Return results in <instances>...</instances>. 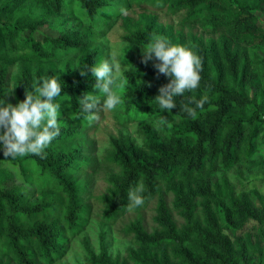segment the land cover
<instances>
[{
    "label": "trees",
    "instance_id": "trees-1",
    "mask_svg": "<svg viewBox=\"0 0 264 264\" xmlns=\"http://www.w3.org/2000/svg\"><path fill=\"white\" fill-rule=\"evenodd\" d=\"M129 1L0 0V106L22 101L26 90L34 94L43 79L55 77L61 86L53 101L59 105L60 132L43 158L5 157L0 142V264H10L9 258L15 264H50L85 225L86 176L98 163L87 150L85 129L103 105L90 67L105 60L96 40ZM140 1L184 10L188 21L221 35L204 42L161 26L154 16L146 19L145 29L123 35L130 44L123 57L127 68L115 85L121 103L114 111L141 122L145 138L142 146L110 140L103 160L118 171L109 174L110 188L100 197L103 216L112 221L123 213L129 189L139 184L144 203L136 209L158 194L157 228L149 231L136 217L125 229L139 246L130 252L134 264H264V199L235 195L225 174L240 157L251 161L264 144V56L256 50L251 57L247 49L260 45L264 52V0ZM153 34L201 61L199 86L175 96L177 106L170 111L161 110L155 97L171 78L158 72L154 57L143 62L138 49ZM257 62L260 68L251 75ZM84 94L100 99L93 112L84 110ZM204 98L203 108H196L195 101ZM186 104L195 108V118L183 110ZM160 182L174 195L181 228L172 220ZM197 197L201 218L195 215ZM100 246L97 254L87 250L84 264H125Z\"/></svg>",
    "mask_w": 264,
    "mask_h": 264
},
{
    "label": "rangeland",
    "instance_id": "rangeland-1",
    "mask_svg": "<svg viewBox=\"0 0 264 264\" xmlns=\"http://www.w3.org/2000/svg\"><path fill=\"white\" fill-rule=\"evenodd\" d=\"M126 2V1H125ZM122 2V3H125ZM128 2V1H127ZM117 14L111 22L106 32L96 40L100 46L105 60L111 62L112 59L120 65L123 76L127 68L123 64V57L129 41L122 37L127 32H133L137 29H145L146 19L155 17V22L165 27H172L173 30L181 32L184 35H194L206 42L208 38H216L221 34L218 31H209L198 21H188L185 18V11L172 12L170 5L162 6L153 5L149 2L140 0H131L129 4ZM123 18H127L123 22ZM226 32V27L221 28ZM143 55V48L138 47ZM249 55L253 57L257 53L264 56L263 48L260 45L247 48ZM258 59V58H257ZM256 59V60H257ZM154 62V59L148 60ZM260 63L253 64L249 70L250 74L257 73ZM264 75V69H262ZM121 76V77H122ZM115 110V109H114ZM114 110H106L103 105L99 109L97 118L85 129V135L88 140V149L93 156L98 158L95 170L86 176L89 184L85 194L84 201L87 203L88 215L85 219L84 227L66 244L63 253L54 259L50 264H84L87 258V250L97 254L100 251V244H105L108 254L111 258L116 259L118 263L134 264L130 252L138 250L139 246L134 240L133 233H126L125 229L131 224L136 217H141L144 226L151 231L157 228L154 218L157 210L158 194L143 207L136 209L128 208L115 217L114 220L108 221L103 216L104 204L101 201V195L106 194L110 188L107 178L111 172H117L118 168L103 160L110 149V140L120 138L122 140H132L138 146L143 145L145 132L142 123L139 121H128L117 116ZM228 185L233 189L235 195L241 193L249 194L252 198L264 199V144L257 148L252 155L251 161L239 158L232 169L226 173ZM161 192L163 193L165 204L170 211L172 220L177 228L184 225V220L180 212L174 208V195L168 190L164 182H160ZM194 187V185H192ZM201 197L195 200V215L201 218ZM259 204L260 200H256ZM211 209L215 210L214 202L210 204ZM264 245V239L262 241ZM257 250V249H256ZM8 257L9 256H3ZM10 259V264L15 262Z\"/></svg>",
    "mask_w": 264,
    "mask_h": 264
},
{
    "label": "clouds",
    "instance_id": "clouds-1",
    "mask_svg": "<svg viewBox=\"0 0 264 264\" xmlns=\"http://www.w3.org/2000/svg\"><path fill=\"white\" fill-rule=\"evenodd\" d=\"M123 13L125 9L121 8ZM143 48V62L155 58L158 63L154 67L160 74L170 77V82L159 88L155 97L161 110H172L177 105L174 97L182 95L186 90H194L199 86L201 61L191 50L172 44L165 37L153 34ZM95 77L94 89L103 95V107L114 110L121 103V97L115 90L116 81L121 78L120 65L112 59L102 60L90 67ZM81 75L85 72L81 71ZM61 94V86L57 78L43 79L34 88V94L26 90L25 98L13 105L6 103L0 106V142L5 157L15 158L27 154L39 155L43 158V150L59 135V105L53 103ZM206 98L195 101L196 108H203ZM100 99L91 94L81 97V104L87 112H93ZM183 110L192 118L197 113L195 108L183 105ZM94 119L95 117H90ZM142 185L130 188L127 195L129 210L142 206Z\"/></svg>",
    "mask_w": 264,
    "mask_h": 264
}]
</instances>
